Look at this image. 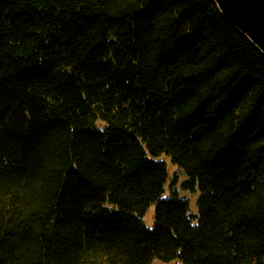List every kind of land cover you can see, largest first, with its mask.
Listing matches in <instances>:
<instances>
[{
	"label": "trees",
	"instance_id": "1",
	"mask_svg": "<svg viewBox=\"0 0 264 264\" xmlns=\"http://www.w3.org/2000/svg\"><path fill=\"white\" fill-rule=\"evenodd\" d=\"M155 259L264 264V54L213 0H0V264Z\"/></svg>",
	"mask_w": 264,
	"mask_h": 264
},
{
	"label": "water",
	"instance_id": "2",
	"mask_svg": "<svg viewBox=\"0 0 264 264\" xmlns=\"http://www.w3.org/2000/svg\"><path fill=\"white\" fill-rule=\"evenodd\" d=\"M222 15L264 54V0H213Z\"/></svg>",
	"mask_w": 264,
	"mask_h": 264
},
{
	"label": "rangeland",
	"instance_id": "3",
	"mask_svg": "<svg viewBox=\"0 0 264 264\" xmlns=\"http://www.w3.org/2000/svg\"><path fill=\"white\" fill-rule=\"evenodd\" d=\"M161 159L165 160L167 163V168L169 171V183L171 179L176 176L177 177V183L173 187L174 190L178 192V195L180 198H186L189 201V213L195 216L199 215V207H198V198L200 195V190L198 186H196L195 189H186L183 187L182 183L187 179V175L184 172V170L179 167L177 164L173 163L171 158L167 155L161 156ZM170 191V188L167 186V195ZM155 207L156 205L153 204L147 211L145 220L146 224L150 227L152 226L154 220V214H155ZM198 221V217H195L193 219V223L196 224ZM151 264H176V261L171 262H165L161 261L159 259L153 260Z\"/></svg>",
	"mask_w": 264,
	"mask_h": 264
}]
</instances>
